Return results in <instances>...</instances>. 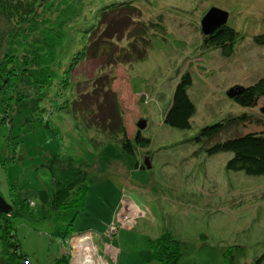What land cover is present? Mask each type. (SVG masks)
I'll return each instance as SVG.
<instances>
[{
  "label": "rangeland",
  "instance_id": "1",
  "mask_svg": "<svg viewBox=\"0 0 264 264\" xmlns=\"http://www.w3.org/2000/svg\"><path fill=\"white\" fill-rule=\"evenodd\" d=\"M45 1L37 9L41 15L50 0ZM123 1L54 0L50 7L60 2V16L70 19L68 28L63 25L53 32L62 43L55 63L70 61L83 51L85 30L99 20L101 7ZM133 3L137 8L115 5L118 11L109 10L101 18L105 26V19L110 20L114 42L101 55L80 58L71 69L74 81H65L62 65L44 71L47 79H54L47 94L40 72L32 69L33 51L26 49L22 35H9L12 23L0 10V67L17 74L0 86V196L13 206L11 223L20 247L30 264H55L64 252L69 254L68 264L73 257L77 264L86 249L88 256L106 258L108 264H160L148 239L166 228L180 240L182 253L176 264H255L264 251V173L228 168L230 150L208 154L206 147L217 139L264 131V115L258 111L264 98L249 110L250 120L231 124L208 141L198 142L194 136L204 124L245 111L226 91L264 75V45L253 40V35L264 33V0ZM210 6L227 10V24L239 33L230 56L201 45V18ZM144 24V35L156 32L147 57L131 69L114 62L109 72L112 58L126 57L129 40L135 41L134 51L145 48ZM100 31L98 38L103 37ZM34 36L38 34L29 38ZM185 72L192 76L188 92L195 111L190 126L179 128L165 123L163 115ZM130 83L143 89V95ZM110 91L117 95L127 134L133 135L140 118L146 120L141 133L149 140L134 143V153L122 148L118 136L94 124L95 118L100 125L109 123ZM145 158L150 167H140ZM75 169L85 176L82 209L76 213L73 204L53 209L51 194L74 176ZM113 223L115 231L108 234ZM82 234L91 242L83 243ZM80 244L86 248L76 253ZM7 247L0 227V258L8 255Z\"/></svg>",
  "mask_w": 264,
  "mask_h": 264
},
{
  "label": "trees",
  "instance_id": "2",
  "mask_svg": "<svg viewBox=\"0 0 264 264\" xmlns=\"http://www.w3.org/2000/svg\"><path fill=\"white\" fill-rule=\"evenodd\" d=\"M53 1L54 0H50L49 2H47V6L45 7L46 12L41 15L40 11L38 12L37 9L38 7H41L40 9H42L43 5H45V0H0V10L12 23V28L9 32V35L12 37L22 35V40L27 43L29 48H31L29 49L27 47L26 49L30 50V52L33 51L30 59L33 62H36V64L32 69L40 72L41 80L44 81L43 83L47 85L46 94L50 92V85H52V82L54 81V79H51L52 77H50V79H47L46 75L44 74V71L50 69V65H54V67L57 64L59 66L62 65L61 70L66 73L65 81H69L70 77L72 78V81H74L73 75L71 74V69L72 66L77 61H79L80 58H83L84 56L96 57L100 53L107 52L106 47L113 44L114 41L112 39L115 36L113 34L114 30L112 24L109 19L108 21H106L105 19V22H107L106 26L110 25L109 27H106L105 25H103V20H101V18L105 16V13L107 11H118L119 9L115 10V7L117 5H120L121 7L125 5L130 9L137 8V6H135V4L133 3V0H126L119 3L113 2L101 7L98 12V15L100 14V16L98 17L99 20H97L95 24H92L85 30L86 45L83 47V51H77L72 56L70 61L66 60L64 63H55V53L56 51L60 52L62 43L60 42V36H53V32H57L58 28L63 27V25L67 26L68 28L70 19L68 17L62 18L60 16V10H62V8L58 6L60 2L54 4L53 7H50ZM160 21H156L153 24L158 26L160 28V31L162 30L158 33H161V35H163L164 29H161L162 24ZM143 26H145V29L142 30V36H140L145 41V48H143L140 52L139 50L138 52H136L134 51L137 50L135 48V41L129 40L127 44L125 43L127 45V47L125 48L126 52L124 53L126 57L123 59L112 58L108 62L109 72L112 71L111 67L113 66L114 62L119 61L129 64L131 65V67L128 68L131 69L137 62H140L147 57L152 44L151 38L156 32H150L146 36L144 34H146V30L148 28L145 24ZM124 27L125 26L123 25L119 30H117V33L122 31L121 29H124ZM98 29L103 31L102 36L104 38L101 36L100 38H98ZM101 31L99 33H101ZM36 33L38 34V36H34L32 39L29 38V35H36ZM93 36H96L94 40ZM238 36V31L226 23L217 27L210 34H201V45L204 49L215 47L219 48L222 55L230 56L234 52V42L238 38ZM253 40L257 44L264 45V33H257L253 35ZM133 45L134 48L131 51L129 48L133 47ZM127 49H129V51ZM51 71H53V69ZM129 71L131 72V70ZM21 73L26 74L25 71H22ZM15 76H17V74L14 70L7 69L2 65V67H0V86L8 85L11 79L15 78ZM100 77V80L104 79L103 76ZM132 78H134V76L132 73H130L131 82ZM137 78L141 82L145 80L143 74H137ZM35 80H38V78L36 77ZM111 82L112 80H109L107 90L110 89ZM191 84V74L189 72L183 73L173 89L172 98L169 101L167 109L164 112L163 121L165 123L179 128H187L190 126V118L195 111L194 102L192 101L188 92L189 86ZM237 86H239L240 91L230 99L234 103L244 107L245 111L240 114L232 115L222 120L215 121L213 123L204 124L200 127L197 134L194 136V139L196 141H208L213 136H217L220 132L225 131V129L231 124H234L238 121L250 120V118L253 117V115L249 113V110H252L253 107L259 103L260 99L264 98V75L258 77L252 83ZM134 90L137 91L138 89ZM77 93L78 92H76V97ZM109 93L111 97V102H109L110 105L107 106V113L108 115H110L109 123H101V126L100 122L97 121V118H93L94 124L98 126L100 130L108 132L111 135L118 136L122 148L129 153H134L136 148L134 143H136L137 145H140L141 143H147L149 138L143 136L141 130H139L137 126L133 135L130 136V134H127L126 128L122 121V111L117 95L114 91H110ZM263 108L264 105L259 106L258 111L264 115L262 111ZM115 114L117 115L115 116ZM222 150H230L233 153L232 156L227 160L226 166L228 168L234 170L241 169L248 174L264 173L263 130H251L244 133L232 135L224 139H217L213 143L208 144V146L206 147V152L208 154H212ZM138 165L140 164L137 163V166ZM140 166L143 167L144 164ZM74 172L75 174L72 178L68 179V181H66L65 183L60 184L51 194L50 205L53 209L58 210L59 208L70 207V205L72 204L75 205L74 209L76 213L79 212V209H82L81 207L83 205V197L85 194L86 186L85 176L82 175L77 169H75ZM13 213L14 211L12 205L8 212L0 211V227L3 231V241L4 244L8 246V255L0 258V264H26L27 262H29L27 254L20 247V242L16 237L15 228L11 223V217ZM148 240L154 259L159 261L160 264H176L178 258L182 253L180 240L177 239L170 230L165 228L158 236L151 237ZM68 259V252H64L56 259L55 264H68ZM254 263L264 264V251L259 256H257Z\"/></svg>",
  "mask_w": 264,
  "mask_h": 264
},
{
  "label": "water",
  "instance_id": "3",
  "mask_svg": "<svg viewBox=\"0 0 264 264\" xmlns=\"http://www.w3.org/2000/svg\"><path fill=\"white\" fill-rule=\"evenodd\" d=\"M228 11L217 6H210L201 18V30L203 33L208 34L214 31L217 27L225 24L228 18ZM240 91L239 86H231L227 91L226 95L228 97H234ZM264 110V108H263ZM136 126L139 130L146 126V120L140 118L136 122ZM144 163L147 167H150L148 158H145ZM11 205L5 201L3 197L0 196V211L8 212Z\"/></svg>",
  "mask_w": 264,
  "mask_h": 264
},
{
  "label": "bare ground",
  "instance_id": "4",
  "mask_svg": "<svg viewBox=\"0 0 264 264\" xmlns=\"http://www.w3.org/2000/svg\"><path fill=\"white\" fill-rule=\"evenodd\" d=\"M229 15V14H228ZM228 19V18H227ZM226 23H227V21H226ZM225 23V24H226ZM213 32V31H212ZM211 32V33H212ZM205 34V33H204ZM208 34H210V33H208ZM205 35H207V34H205ZM237 86V85H236ZM229 98H233V97H229ZM263 111V113H264V110H262ZM148 160H149V158H148ZM149 163H150V160H149ZM144 166L145 167H147L146 165H145V163H144ZM150 166H151V164H150ZM85 235L86 236H89L88 234H82L81 235V238L83 239V243L85 242V241H88V242H91V240H89V239H85L84 237H85ZM84 236V237H83ZM85 245H79V248L77 249V252L76 253H79L81 250H85ZM87 250V249H86ZM86 250H85V254L84 253H81V254H79L80 255V257H78V259L76 260V263L77 264H79V263H83V264H85V262L87 263V264H107L106 263V261L105 260H103L101 257H100V260H97V259H95V256L96 255H93L92 254V256L90 255V256H88L87 255V253H86ZM92 252H93V250H92ZM74 258V257H73ZM73 258L71 259V262H70V264H73ZM93 258V259H92Z\"/></svg>",
  "mask_w": 264,
  "mask_h": 264
},
{
  "label": "built area",
  "instance_id": "5",
  "mask_svg": "<svg viewBox=\"0 0 264 264\" xmlns=\"http://www.w3.org/2000/svg\"><path fill=\"white\" fill-rule=\"evenodd\" d=\"M121 213H122V212H121ZM126 216H127V215H125V218H127ZM118 217H119V220H120V221L123 219L120 215H118ZM123 220H124V219H123ZM126 222H130V220H129V219H126ZM125 224H126V223H125ZM108 231H109V232H107L108 234H110V233H112V232L115 231V223H113L112 225L109 226ZM105 261H106V260H105ZM106 263H107V261H106ZM26 264H30V262H27ZM107 264H108V263H107Z\"/></svg>",
  "mask_w": 264,
  "mask_h": 264
},
{
  "label": "crops",
  "instance_id": "6",
  "mask_svg": "<svg viewBox=\"0 0 264 264\" xmlns=\"http://www.w3.org/2000/svg\"><path fill=\"white\" fill-rule=\"evenodd\" d=\"M131 84V83H130ZM132 90L135 92V93H137V94H142L143 92H142V90H134L133 88H132ZM170 101V100H169ZM141 167V166H140ZM127 209V206L124 208V210H126ZM105 246V245H104ZM110 245H107V247H109ZM110 247H112V246H110ZM115 253H116V251H115ZM113 257H115V255L113 256ZM105 258V257H104ZM105 260H106V258H105ZM83 264V263H82Z\"/></svg>",
  "mask_w": 264,
  "mask_h": 264
}]
</instances>
